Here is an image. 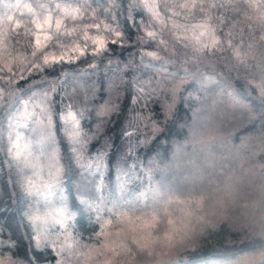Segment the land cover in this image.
Listing matches in <instances>:
<instances>
[{"label":"trees","instance_id":"trees-1","mask_svg":"<svg viewBox=\"0 0 264 264\" xmlns=\"http://www.w3.org/2000/svg\"><path fill=\"white\" fill-rule=\"evenodd\" d=\"M49 2L59 0H0V32L7 36V53L0 36V84L16 95L32 87V81L53 86L58 91L55 101L59 107L71 102L83 113L90 142L81 166L64 139L62 163L71 167V174L63 180V195L67 199L71 189L73 199H89L93 207L91 211L84 209L79 223L73 215L68 233L57 231L59 225H42L46 249H40L39 264H236L240 260H245L244 264H264V0H206L204 13L197 15L195 22L208 19L219 41L206 50L194 51L177 43L169 16L164 13L165 24L157 23L155 29H163L162 34L156 41L145 43L146 31L153 29L141 24V16L145 22L151 19L141 10L134 13L139 31L128 29L131 38H126L124 47L109 41L110 50L101 57H89L88 63L57 65L54 70L48 69L49 75L25 73L21 78L23 66L32 59L34 43L29 32L35 31L33 17L23 5ZM115 2L120 4L121 0ZM150 2L160 4L161 0ZM105 3L111 5L113 0ZM208 3H218L219 11L210 9ZM89 17L70 22L69 27L82 28L91 22V13ZM99 19H104L102 11ZM176 20L183 22L179 17ZM17 21L21 28L8 31ZM159 40H164L166 47L159 45ZM158 46L160 59L143 55L146 49L156 50ZM142 58L168 71L146 67L140 63ZM169 72L180 75L170 76ZM185 72L190 75L185 77ZM69 80L77 86L71 91L66 86ZM150 80L165 85L145 95L141 86ZM217 95L221 96L220 107ZM218 109H227L226 114L218 122H202L205 128L201 138L211 139L206 147L216 155L222 153L217 148L219 143L232 148L242 141L247 143L252 158L244 168H251L254 176L251 172L243 176L244 168H233L219 181L212 179L188 191L158 170L170 165V145L180 147L189 142L193 118L202 115L209 119ZM126 129L134 135L126 136ZM59 135L63 136L62 129ZM184 150L189 151V147ZM97 153L102 154L99 172L94 168L84 177L82 173L92 163L88 157ZM194 153L202 158V149ZM203 175L201 169L196 178ZM20 179L15 167L10 175L5 162L0 171V241L4 245L19 241L13 251L18 250L23 260L25 254L32 255L29 236L35 237L36 230L29 226L26 231L29 221L22 217L28 204L17 203L12 195L16 182V194L23 198ZM85 187L95 193L94 198L79 195L78 189ZM123 227L137 231L133 233L136 236L147 235L153 240V250L124 243L128 248L113 255L104 244ZM69 234L71 238L66 240ZM91 249L104 252L94 254L92 250L91 256L86 255ZM109 254L113 256L109 258Z\"/></svg>","mask_w":264,"mask_h":264},{"label":"snow or ice","instance_id":"snow-or-ice-1","mask_svg":"<svg viewBox=\"0 0 264 264\" xmlns=\"http://www.w3.org/2000/svg\"><path fill=\"white\" fill-rule=\"evenodd\" d=\"M205 2L206 0L199 2L192 0L191 3L175 4L161 0V3L157 4L150 0H140V2L133 0V3L129 4L128 0H121V3L117 4L113 0V3L108 5L105 0H59V2L36 6L25 3L23 7L26 8L27 14L33 17L32 24L35 31L29 32L33 36L34 43L32 59L23 66L21 78H25V73L28 76L39 73L49 75L48 69L54 70L57 65L88 63L89 57H101L110 50L109 41L113 45L124 47L126 38H131L128 29L139 31L134 13H139L141 10L151 18L145 22L141 16V24L145 28L153 29L146 31L145 43L156 41L162 34L163 29L160 31L155 29L157 23L165 24L161 15L164 13L169 16L177 43L191 47L194 51L214 47L219 41L215 38L217 33L209 26L208 19L195 22L196 16L204 13ZM207 6L217 12L220 8L218 3H208ZM101 11L104 19H99ZM125 11H128L127 16H124ZM90 13L91 22L84 27H69L70 22L75 24L78 21L88 20ZM24 14L21 13L22 16ZM178 17L183 22H177ZM21 26L17 21L8 31L18 30ZM0 36L3 37L4 51L7 53V36L3 32H0ZM159 45L166 47L164 40H159ZM158 52L159 46L156 50L146 49L143 55L158 60L160 59ZM140 63L146 67L168 71L160 65L149 64L143 58ZM90 67L94 68L96 65L91 64ZM169 75L179 76L180 73L169 72ZM183 75L186 77L190 73L185 72ZM67 80L68 77L65 75V81ZM31 83L32 87L18 95L11 93L0 84V171H3L5 162L10 175L11 169L16 168V174L21 177L19 188L24 196L21 199L16 194V182L12 184V195L17 203L28 204V209L22 217V220L27 218L29 221L26 231L29 226L36 230L35 237L29 236L32 255L29 257L25 254L23 260L18 250L13 251L19 241L9 242L8 245L0 241V264H39L42 255L40 249H46V245L42 243V225H59L57 231L68 233L73 215L76 216V223H79L84 209L91 211L93 207L89 199H73L71 189L67 199L63 195L65 187L63 180L66 176L70 178L71 174V167L62 163L64 139L71 146L76 164L81 166L85 159L84 152L90 142L88 132L84 131L83 113L77 111L71 102L65 107H59L55 101L58 95L55 87L38 84L35 81ZM164 85L163 81L150 80L141 87L143 93L147 95L150 89H163ZM61 129L62 137L59 135ZM125 135L131 137L134 133L126 129ZM101 155L97 153L95 157H88L92 163L88 164L87 171L82 173L84 177H87L94 168L97 173L99 172ZM110 165L111 161H109ZM78 193L81 197L95 196L88 187L83 190L78 189ZM31 200L36 201V204L29 203ZM33 238H35V248H32ZM70 238V234L65 237L66 240Z\"/></svg>","mask_w":264,"mask_h":264},{"label":"rangeland","instance_id":"rangeland-1","mask_svg":"<svg viewBox=\"0 0 264 264\" xmlns=\"http://www.w3.org/2000/svg\"><path fill=\"white\" fill-rule=\"evenodd\" d=\"M89 84V83H87ZM66 86L70 89L77 87L75 83L72 82V80H69L66 83ZM88 86V85H87ZM90 86V84H89ZM217 102L218 106L220 107V99L221 96L217 95ZM86 99V97H85ZM201 99V98H200ZM202 103L207 107L208 102L202 97ZM205 101V102H204ZM203 107V111H206L207 108ZM211 107V106H209ZM212 108V107H211ZM230 110V109H229ZM202 111V112H203ZM213 111V110H212ZM227 109H218L214 112H212L211 117L204 118L202 115H197L195 118H193V129L190 132V138L189 142L180 144V147H177L176 145H170L171 148V161L170 165H167L165 168H162L160 173L163 174H169L172 178L171 181H177L184 185L185 188H188V191H191L195 186L198 184H204V183H211L210 181L212 179H215L216 181H219L221 179V176L230 171V169H236L237 171H241L246 164L249 163L250 159L252 158V153L250 148L248 147L247 143L240 142L237 144L236 147L232 148V145L230 144H217V148L222 152L221 154H213L207 147L211 142L210 138H201L203 135V131L205 128V125L208 124L209 120H214L215 122H218L222 119L223 115L226 114ZM236 117V116H235ZM202 122L205 123V125H202ZM194 123H196L194 125ZM212 145V144H211ZM189 147V151H185V147ZM198 149H202V158H197L194 156V152ZM259 150H261L259 148ZM251 156V157H250ZM201 157V156H200ZM179 160V163L176 162ZM176 162V163H174ZM252 163V161H251ZM254 166V165H253ZM203 170L205 172V175L200 178H196V176L199 173V170ZM186 170H189L186 173ZM252 169H243L242 175L248 176L250 172L254 176V173L251 171ZM185 173V174H184ZM194 186V187H193ZM202 186V185H200ZM133 233H138L135 230H129L126 227H123L113 239L108 240V242H105V247L108 248L110 252L113 250L114 253L118 252L119 250H126L128 247L124 245V243H134V245H139L135 248L138 249H144L146 251L153 250V240L150 239L147 235L140 233V235H134ZM92 250L94 251V254L100 253L103 254L104 250L100 249H91L89 252H86V255L92 254ZM113 255L109 254V258ZM91 256V255H90ZM97 256V255H96ZM90 258V257H89ZM89 258L86 260L84 259V262H88ZM95 260V256L92 257ZM108 258V260H109ZM236 264H244L245 260H240L238 262H235ZM234 264V263H232ZM247 264V263H246Z\"/></svg>","mask_w":264,"mask_h":264}]
</instances>
